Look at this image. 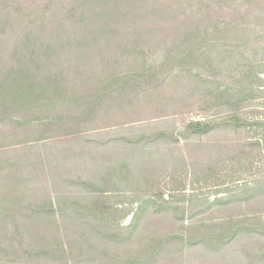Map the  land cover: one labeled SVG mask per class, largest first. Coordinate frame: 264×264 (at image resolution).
<instances>
[{
    "label": "trees",
    "instance_id": "obj_1",
    "mask_svg": "<svg viewBox=\"0 0 264 264\" xmlns=\"http://www.w3.org/2000/svg\"><path fill=\"white\" fill-rule=\"evenodd\" d=\"M186 99L254 128L264 153V0H0V264H156L198 245L220 251L256 228L264 240L253 214L175 227L195 197L165 188L169 176L147 157L85 156L83 176L52 148L113 117L176 116ZM205 124L192 128L208 133ZM166 138L177 143L165 131L118 141L142 154ZM235 190L214 205L263 199L264 175ZM114 198L138 202L130 224ZM258 244L249 256L264 263Z\"/></svg>",
    "mask_w": 264,
    "mask_h": 264
},
{
    "label": "rangeland",
    "instance_id": "obj_2",
    "mask_svg": "<svg viewBox=\"0 0 264 264\" xmlns=\"http://www.w3.org/2000/svg\"><path fill=\"white\" fill-rule=\"evenodd\" d=\"M257 8L258 6H253V10ZM225 11L228 13L227 3ZM230 12L231 9L228 16H230ZM195 100L198 101V98ZM185 101L187 103H184V105L178 104L180 113L176 116L167 115L154 120H143L135 124L128 123L133 119L131 116L113 117L110 124L112 128L97 134L91 133L81 140L65 139L70 142H64L65 140L62 139L60 140L61 143H55L57 140L53 139L52 148L55 147L54 151H59V153L62 151L64 157L70 156L66 157L69 158L67 162L76 167L72 172L83 176L91 172L90 168L93 164L85 156L136 155L139 156L138 160L147 157L146 160L141 161H146L149 166L154 161L161 168L162 181L169 176L165 180V188L181 187V189H185L189 196L194 195L193 197H195L196 206L193 209V216L186 217L184 223L176 222L173 224L177 228H180L182 224L188 226L193 222L224 223L227 222V218L243 213L249 216L252 214L259 215L251 222L254 226L259 227L260 222L264 221V197L263 199L256 198L249 201V203L246 202L241 208H239L241 203L226 204V201L221 202L220 205H214L217 200L227 198L228 188L230 190L236 189L235 192L237 193L238 186L242 188L246 184L250 185L257 178L264 175V153L260 150L263 145L261 144L259 147L260 142H258L259 137L256 136V130L252 128L248 131L246 128L238 127L241 124L238 119L231 118L228 120L227 114H216L214 110L205 111L200 106H196L197 104L193 103V99H186ZM164 106L170 109L169 106ZM144 115H142V119L147 118L143 117ZM197 122H205L206 132L208 128H210V131L204 133L201 132L203 130L200 128H192V124ZM158 131H165L174 135L177 143H171L172 138H166L153 145L149 144L148 151L145 148L146 153L141 154L139 151L132 149L130 145L121 144L118 141L119 137L126 136L129 139H134L137 135H151ZM85 139H91L92 142H86ZM126 146L129 153L125 151ZM69 150H77L75 153L82 156L83 159L77 160L72 157L75 155H73L74 153H68ZM149 150L155 151V153H150ZM148 156H150V159ZM231 158H238V161L241 159L244 163L243 167H230ZM246 158H251L255 162L252 169H250V165L247 166ZM99 159L101 161L96 164V167L100 166L99 163L102 162V158ZM165 194L168 197L172 195L168 190ZM112 203L118 206L120 210L130 211L121 219L123 225L130 224L133 217L132 211L136 210L138 202L135 199L114 198ZM171 221H174V218L167 217L166 223ZM225 227H227V224H225ZM256 230L258 229H254L255 233ZM255 233L253 236L240 237L229 247L226 246L217 252L203 245H198L186 249L181 254L161 258L156 264H264L260 261L255 262L253 255L249 256V254H255L259 242L264 243L263 235L260 234L259 236Z\"/></svg>",
    "mask_w": 264,
    "mask_h": 264
}]
</instances>
